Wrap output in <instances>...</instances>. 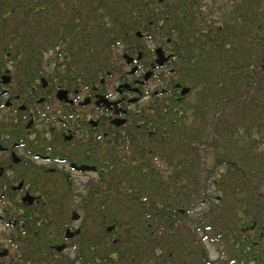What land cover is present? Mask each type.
<instances>
[{"label":"trees","instance_id":"obj_1","mask_svg":"<svg viewBox=\"0 0 264 264\" xmlns=\"http://www.w3.org/2000/svg\"><path fill=\"white\" fill-rule=\"evenodd\" d=\"M137 32L174 52L190 91L156 97L92 152L83 191L44 193L41 226L90 213L122 236L124 258H148L150 229L170 236L195 211L212 242L234 245L248 207L264 211V0H0V57L61 70L66 87L98 83Z\"/></svg>","mask_w":264,"mask_h":264},{"label":"flooded vegetation","instance_id":"obj_2","mask_svg":"<svg viewBox=\"0 0 264 264\" xmlns=\"http://www.w3.org/2000/svg\"><path fill=\"white\" fill-rule=\"evenodd\" d=\"M137 36L140 44H118L121 57L85 87H66L61 70H27L9 53L0 57V264H264V211L258 217L250 207L234 245L212 242L202 217L191 211L170 236L150 229L148 258H124L122 236L114 226H96L90 213L86 219V212L73 210L65 226H41L44 193L85 186L90 179L81 183L77 175L97 173L80 169L93 166L92 152L123 139L156 97L185 95L174 52ZM60 91L67 97L60 99ZM158 239H166L163 246Z\"/></svg>","mask_w":264,"mask_h":264},{"label":"water","instance_id":"obj_3","mask_svg":"<svg viewBox=\"0 0 264 264\" xmlns=\"http://www.w3.org/2000/svg\"><path fill=\"white\" fill-rule=\"evenodd\" d=\"M158 59H157V61L160 63V64H162L163 62H164V58H163V56H162V54H163V52H162V49H158ZM189 88L188 87H185V88H183V90H182V93L183 94H186L187 92H189ZM66 91H60V94H59V98L60 99H64V98H66L67 96H66ZM80 169H82V170H86V171H94L95 169H96V167L95 166H88V165H85V166H82V167H80ZM112 227H110V229H111ZM71 235V234H70Z\"/></svg>","mask_w":264,"mask_h":264},{"label":"rangeland","instance_id":"obj_4","mask_svg":"<svg viewBox=\"0 0 264 264\" xmlns=\"http://www.w3.org/2000/svg\"><path fill=\"white\" fill-rule=\"evenodd\" d=\"M96 176L95 173H82L77 175V178L79 179V181H81V183H84L85 181H88L89 179H92ZM80 189L84 188V185H79L78 186Z\"/></svg>","mask_w":264,"mask_h":264}]
</instances>
